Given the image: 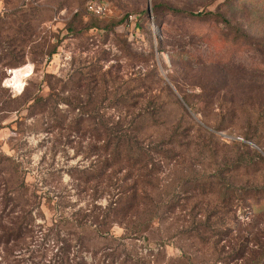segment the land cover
<instances>
[{"label":"rangeland","instance_id":"rangeland-1","mask_svg":"<svg viewBox=\"0 0 264 264\" xmlns=\"http://www.w3.org/2000/svg\"><path fill=\"white\" fill-rule=\"evenodd\" d=\"M98 2L105 8L102 15L89 9V0H0V187L14 173L5 159L9 156L41 188L40 194L51 190L67 196L62 201L68 210L92 200L93 192H83L69 175L72 167L89 165L95 157L87 158L86 151L95 143L96 120L79 124L89 116L80 114L81 107L85 101L91 111L105 107L114 120L116 87L117 94L138 104L136 111L146 106L154 111L144 124L154 139H168L177 125V142L184 139L182 132L193 143L190 152L177 144V171L164 167L159 183L165 199L177 191V222L154 223L148 233L128 234L124 240L96 241L97 254L84 252L85 259L110 264L115 254V264H226L231 247L239 249L240 231L257 230V215L247 217L237 202L227 210L221 197L196 196L186 189L201 180V173L219 172L240 187L253 176L233 165L254 150L264 155V0ZM156 3L164 5L158 18L153 11L151 18L144 14ZM210 12L222 13L228 22L205 15ZM7 58L20 65L5 67ZM25 67H30L25 76H17ZM105 71L111 81L101 104L96 94L106 88L99 81ZM188 114L204 129L202 137L190 130ZM80 127L88 132L78 131ZM203 146L215 154L200 155L195 149ZM257 164L260 172L254 177L263 181L264 165ZM227 188L215 186L217 192ZM50 206L42 200L38 223H51ZM229 218L232 231L221 236L218 229ZM124 232L114 228L119 238ZM35 243L40 251L51 244L41 238ZM254 243L248 252L257 248ZM3 256L0 249V264ZM230 264H243V259Z\"/></svg>","mask_w":264,"mask_h":264},{"label":"trees","instance_id":"trees-1","mask_svg":"<svg viewBox=\"0 0 264 264\" xmlns=\"http://www.w3.org/2000/svg\"><path fill=\"white\" fill-rule=\"evenodd\" d=\"M161 6L164 5L156 3L152 9L148 7L143 12L151 18V11H153L155 18H158ZM168 8L178 12V9L173 6ZM205 15L228 22L226 17L219 12H210ZM21 17L27 19L22 11ZM19 19L22 21L21 18H16V20ZM21 41L24 42L25 39ZM6 49L9 50L10 46ZM55 52V49L50 51V55ZM5 55L6 53L4 57ZM3 63L5 67L10 68L20 65L10 58L4 59ZM86 74H89V71ZM106 75H108L106 71L101 73L99 79L100 85L106 88L101 87L99 93L96 94L101 104L104 97L109 94L107 86L111 80L106 78ZM143 79L142 77L140 80ZM92 82L96 83L95 80ZM112 83L115 85V80H112ZM117 89L115 87L113 94L116 97V105H113L116 110L114 120L107 116L105 107L101 106L98 110L91 111L93 109H89L87 101H85V106L81 107L80 114L89 116L81 123L78 122L79 124L88 119L96 120L93 129L95 143L86 151L87 158L95 157L89 165L72 167L69 175L76 183V187L81 188L83 192L90 190L93 192L92 200L88 201L85 206L76 209V206L72 205L68 210L67 205L62 201L67 196L62 195L61 192L48 190L40 194L41 188H37L27 179L19 163L12 157H5L9 166L14 169V173L10 178H5L1 183L3 187H0V249L4 252L1 263L95 264L89 263L84 256V252L97 254L92 245L94 242L124 240L131 237L128 234L148 233L154 223L161 224L164 220L177 222V191L170 198L165 199L159 193V183L165 172L164 167L167 170L177 171L179 152L177 144L184 146V151L190 152L193 143L190 142V135L180 132L179 135L184 139H180L178 143L177 125H175L168 139H154L153 135L147 132V126L144 125L148 117L155 115L154 111L149 106L136 111L138 104L130 102V97L128 98L127 95L117 94ZM92 93L93 91L88 92V95L91 97ZM127 93L130 94L128 91ZM143 93H139L138 96L142 97ZM188 116L192 120L190 130L198 133L197 137H202L201 132L204 129L197 125L189 114ZM79 130H83L84 133L88 132V129L82 127ZM247 139L251 140V137ZM242 145L249 149L247 144ZM195 150L204 156L215 154L209 146ZM242 159L239 158L233 167L243 168L246 175L253 177L260 172L257 162L264 165V155L257 150H254L253 156L247 155ZM200 175L201 180L205 177L208 179L195 180L192 189H186L187 193H193L196 196L199 194L202 197L215 194L222 198L221 202L227 210H233V205L237 202L243 206L247 217L257 215L254 224V227L258 225L257 230L245 227L240 231L243 232L242 235L236 236L239 249L235 251L234 247H231L232 251L227 254L226 264L240 259H243V264H264V257L261 260L264 252V180L258 181L257 177H252V180H246L240 187L234 188L230 183V178L227 180L223 172L215 175L203 176L204 173ZM210 177L219 178V182L209 181ZM220 184L228 185L226 191L217 192L215 190V186ZM43 199L48 205L52 204L50 207L54 210V217L51 223L47 220L44 223L37 222V213L42 207ZM103 199H106V204L102 203ZM232 220L229 218L224 222L226 225L218 229L221 236L226 237L227 233L232 231L234 223V221L230 223ZM116 226L124 228L123 237L115 236ZM40 238L51 242L41 251L35 243L36 239ZM252 241L255 242L254 245L257 248L248 252L249 243ZM110 256L112 258L110 264H115L116 255L111 254ZM127 262L128 260H125L121 264Z\"/></svg>","mask_w":264,"mask_h":264},{"label":"built area","instance_id":"built-area-1","mask_svg":"<svg viewBox=\"0 0 264 264\" xmlns=\"http://www.w3.org/2000/svg\"><path fill=\"white\" fill-rule=\"evenodd\" d=\"M104 5L102 3H99L98 0H90V3L88 5L89 9L93 12H95L98 15L104 14Z\"/></svg>","mask_w":264,"mask_h":264},{"label":"bare ground","instance_id":"bare-ground-1","mask_svg":"<svg viewBox=\"0 0 264 264\" xmlns=\"http://www.w3.org/2000/svg\"><path fill=\"white\" fill-rule=\"evenodd\" d=\"M25 69H30V67H25V68H23V69H20V70H18V72H17V76L18 75H20L21 77L22 76H25V72H26V70Z\"/></svg>","mask_w":264,"mask_h":264}]
</instances>
